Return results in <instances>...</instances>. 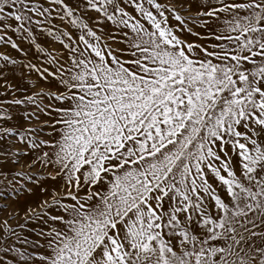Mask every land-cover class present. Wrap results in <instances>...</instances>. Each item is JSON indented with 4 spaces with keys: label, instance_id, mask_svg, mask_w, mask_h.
<instances>
[{
    "label": "snow or ice",
    "instance_id": "obj_1",
    "mask_svg": "<svg viewBox=\"0 0 264 264\" xmlns=\"http://www.w3.org/2000/svg\"><path fill=\"white\" fill-rule=\"evenodd\" d=\"M10 33L46 66L0 53V184L39 200L0 264H264V0H0Z\"/></svg>",
    "mask_w": 264,
    "mask_h": 264
},
{
    "label": "rangeland",
    "instance_id": "obj_2",
    "mask_svg": "<svg viewBox=\"0 0 264 264\" xmlns=\"http://www.w3.org/2000/svg\"><path fill=\"white\" fill-rule=\"evenodd\" d=\"M12 39L16 40V42L20 45L23 49V52H18L16 50L11 49L10 45L5 44L2 40H0V53H5L10 55L13 59H16L20 63L16 66L9 65L5 71L8 73V78L13 80V82H20L24 83L21 74L24 76H28L30 74V70L24 68L22 65L23 63H35L38 66H46V55L39 52L34 45L23 35L17 37L15 34H11ZM37 42L40 43L42 48H45L47 51H52L53 49H59L60 45L53 41L51 37L47 36L46 34H38L37 35ZM0 64H3V61H0ZM33 78H35V73L31 74ZM19 179V178H18ZM45 181L48 182V178L45 177ZM0 190H3L0 195V205L4 204L5 202L8 203V208L0 209V223L3 222L5 216L9 211L13 212L14 218L9 220V224L15 228L17 232H22L23 234H28V230L34 226L32 221H25L24 211H19L16 213V204L19 203L23 206V209L26 210L29 206L36 208L39 200L36 197L31 196L28 193H22L20 196H16L15 194L11 193L10 191L6 190V186L0 184ZM43 196H40L39 199H43ZM18 224H25V228L20 229L16 227ZM11 239V238H10ZM19 246V245H17ZM4 255L0 252V256ZM9 258H11V253H9Z\"/></svg>",
    "mask_w": 264,
    "mask_h": 264
}]
</instances>
